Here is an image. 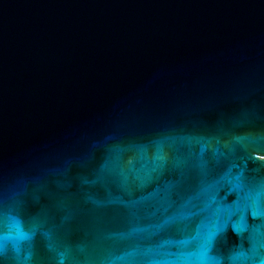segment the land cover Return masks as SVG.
<instances>
[{
    "label": "water",
    "instance_id": "obj_1",
    "mask_svg": "<svg viewBox=\"0 0 264 264\" xmlns=\"http://www.w3.org/2000/svg\"><path fill=\"white\" fill-rule=\"evenodd\" d=\"M0 264H264V0H0Z\"/></svg>",
    "mask_w": 264,
    "mask_h": 264
}]
</instances>
